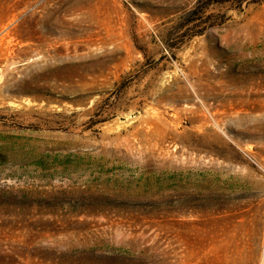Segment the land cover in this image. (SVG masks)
<instances>
[{
	"label": "rangeland",
	"instance_id": "obj_1",
	"mask_svg": "<svg viewBox=\"0 0 264 264\" xmlns=\"http://www.w3.org/2000/svg\"><path fill=\"white\" fill-rule=\"evenodd\" d=\"M0 264H264V0H0Z\"/></svg>",
	"mask_w": 264,
	"mask_h": 264
}]
</instances>
